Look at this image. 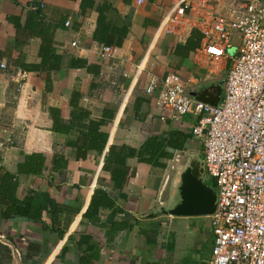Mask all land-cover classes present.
Listing matches in <instances>:
<instances>
[{
    "label": "crops",
    "instance_id": "0c3cea01",
    "mask_svg": "<svg viewBox=\"0 0 264 264\" xmlns=\"http://www.w3.org/2000/svg\"><path fill=\"white\" fill-rule=\"evenodd\" d=\"M81 1L0 0V189L6 172L19 183L15 210L0 203V264H207L212 216L157 214L171 204L190 157L203 156L192 134L195 117L177 121L157 101L173 78L190 96L221 105L233 62L201 51L195 18L179 34L159 28L178 0H95L87 8ZM232 1L214 5L226 15ZM105 2L131 22L121 46L95 40ZM44 25L52 28L57 58L42 70L35 67L43 61ZM105 46L114 53L104 57ZM14 68L31 72L23 91L8 79ZM152 80L158 86L148 93ZM91 132L107 135L102 151L93 146L101 140L83 137ZM177 135L184 147H167L174 157H162L164 167L128 157L126 181L116 185L106 163L111 146L138 149L152 137ZM34 153L44 154L43 171L20 169Z\"/></svg>",
    "mask_w": 264,
    "mask_h": 264
},
{
    "label": "built area",
    "instance_id": "2783aa9c",
    "mask_svg": "<svg viewBox=\"0 0 264 264\" xmlns=\"http://www.w3.org/2000/svg\"><path fill=\"white\" fill-rule=\"evenodd\" d=\"M193 18L204 34L201 51L233 62L225 99L221 105L198 100L185 84L167 78L157 104L177 121L186 115L196 119L192 134L203 144L206 173L218 192L207 264H264V0H233L226 15L218 12L214 0H178L159 28L179 34ZM233 48L235 54H230ZM114 49L105 46L102 55L110 56ZM30 76L28 70L14 68L8 79L23 91ZM157 86L152 80L146 90L153 93Z\"/></svg>",
    "mask_w": 264,
    "mask_h": 264
},
{
    "label": "trees",
    "instance_id": "16d2710c",
    "mask_svg": "<svg viewBox=\"0 0 264 264\" xmlns=\"http://www.w3.org/2000/svg\"><path fill=\"white\" fill-rule=\"evenodd\" d=\"M129 1V0H128ZM95 0H82V7H93ZM38 6L39 4H34ZM99 24L95 34V40L105 43L107 45L114 44L121 46L131 32V22L129 19H121L118 10L110 2H105L98 6ZM120 18H119V17ZM52 28L48 25H44L40 33L43 35V45L41 50L42 63L40 66L28 65L27 68H42L45 70V64L47 59L53 55V58H57L52 50L54 43ZM27 68L25 70H27ZM83 137H94L95 140H101V146H95L102 151L107 141V135L105 133L91 132ZM93 139V138H92ZM185 138L181 135L172 137L168 142L157 137L148 139L140 148L134 149L129 146H111L106 157V163L112 164V177L117 186H122L128 176L129 168L125 165V160L131 156H137L141 161L153 163L158 166H165L164 163L159 160L162 157L173 158L174 154L167 151V147L174 150L183 149ZM95 144V143H94ZM45 156L42 153H34L26 158V161L20 165V169L28 172L41 173L45 166ZM18 179L16 176L6 172L2 176V188L0 189V203L6 205L10 210H15L16 192L18 188Z\"/></svg>",
    "mask_w": 264,
    "mask_h": 264
},
{
    "label": "water",
    "instance_id": "95a60500",
    "mask_svg": "<svg viewBox=\"0 0 264 264\" xmlns=\"http://www.w3.org/2000/svg\"><path fill=\"white\" fill-rule=\"evenodd\" d=\"M203 156L192 155L181 172L176 195L157 214L172 216H212L216 213L218 192L206 178Z\"/></svg>",
    "mask_w": 264,
    "mask_h": 264
},
{
    "label": "rangeland",
    "instance_id": "374dc122",
    "mask_svg": "<svg viewBox=\"0 0 264 264\" xmlns=\"http://www.w3.org/2000/svg\"><path fill=\"white\" fill-rule=\"evenodd\" d=\"M235 53V48H233L231 51H230V54H234ZM199 142V141H198ZM201 147V145H199V148ZM178 158V157H177ZM178 159H180V157L178 158ZM207 181L210 183V184H212V186H214V184H213V180L211 179V178H209V177H207Z\"/></svg>",
    "mask_w": 264,
    "mask_h": 264
}]
</instances>
